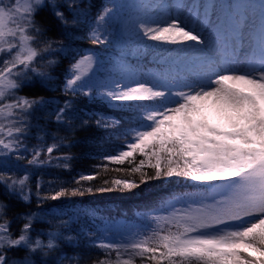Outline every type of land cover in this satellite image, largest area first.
Instances as JSON below:
<instances>
[{"label": "snow or ice", "instance_id": "obj_1", "mask_svg": "<svg viewBox=\"0 0 264 264\" xmlns=\"http://www.w3.org/2000/svg\"><path fill=\"white\" fill-rule=\"evenodd\" d=\"M94 7L92 0H0V264H264V0ZM217 7L224 11L213 19L209 9ZM46 8L60 39L37 18ZM77 28L96 48L113 49L106 75L98 52L75 46ZM151 52L170 56L147 76L129 57ZM65 57L69 66L58 73ZM47 91H60L63 101L38 95ZM80 97L104 109L82 113ZM45 112L46 122L37 119ZM53 123L57 132L94 127L115 138L96 171L75 175L70 155H53L68 140L50 131ZM125 163L111 170L126 178L90 183L109 164ZM46 166L69 179L33 184ZM174 178L193 190L153 203L136 226L81 225L75 214L40 207ZM33 194L38 211L15 210ZM39 222L48 229L37 230Z\"/></svg>", "mask_w": 264, "mask_h": 264}, {"label": "trees", "instance_id": "obj_2", "mask_svg": "<svg viewBox=\"0 0 264 264\" xmlns=\"http://www.w3.org/2000/svg\"><path fill=\"white\" fill-rule=\"evenodd\" d=\"M102 2H107V0H92V3L96 6L92 9L93 12L99 8ZM189 4L206 5V4H229L235 3L237 0H183ZM201 10L203 7H199ZM205 10V9H204ZM222 15L223 9L217 7L215 10L209 9V14ZM38 20L46 23L51 31L49 36L54 39H60L59 29L57 28L51 14L50 9H44L40 15L37 17ZM77 32L76 36V47L81 51H95L98 52L101 58L105 61L104 68L101 69L102 74H107L110 68L109 61L114 59L113 49L105 48L101 46L96 48L88 40V32L85 28L75 29ZM168 52H151L137 57H129V62L134 67H138L140 71H143L147 76L156 74L158 75L161 71L166 68L165 61L167 59H162L161 56L165 57ZM70 63V58L65 57L62 59L60 65L57 67L56 71L58 73H63L66 71ZM62 76L59 79L62 80ZM62 89V84H61ZM22 95H33L24 89L21 92ZM38 95H44L49 98H54L56 102H62L64 97L60 91H47L40 92ZM76 106L81 110L82 113L95 112L97 110H103L104 105L88 101L84 97L77 98ZM127 120V117H124ZM37 119L46 122L47 114H38ZM51 132L59 136H67L68 140L64 142L61 149L54 153V156L68 154L73 159L70 161L72 166V171L75 175H79L85 172L96 171L94 165L101 163L99 155L103 152L109 151L110 146L114 143L115 138L109 139V137L102 131L96 128H91L89 130H79L77 129L74 133L68 132L63 129L57 132V129L53 123L50 129ZM51 142V141H49ZM30 144H35V140H31ZM30 158V156L28 157ZM137 160L140 157L137 156ZM24 167H29L26 161L23 162ZM124 168L127 169L129 165L125 163L124 165H108L109 171L100 172L99 178L97 180L91 181L90 183L94 186H101L103 180L115 179V178H126L123 172L112 171L114 168ZM60 176L64 181L69 179V172L62 169H56L54 167H44L37 170V174L32 176L33 184L37 180H41L42 188L46 187V182L51 176ZM138 178V177H137ZM192 182L183 181L180 179H173L172 181H153L146 185H141L140 188L134 189L131 192H122L124 198H101L99 195L102 193H95L93 195H85L83 197H71L63 201H46L40 207L46 209L49 214L57 213L63 211L65 213L75 214L74 218H78L79 223L83 225L87 223L93 227H104V226H136L142 224L144 221L140 216V213L149 210V206L155 202H158L162 198H166L172 193H179L182 191H192ZM3 196L0 194V199ZM16 211L26 212V211H38L36 204V197L33 194L32 201L30 205H24L22 202H16ZM37 230L48 229L47 222H39L36 224Z\"/></svg>", "mask_w": 264, "mask_h": 264}, {"label": "rangeland", "instance_id": "obj_3", "mask_svg": "<svg viewBox=\"0 0 264 264\" xmlns=\"http://www.w3.org/2000/svg\"><path fill=\"white\" fill-rule=\"evenodd\" d=\"M120 2H131V0H120ZM155 2H163V3H174L175 0H155ZM189 4V3H188ZM198 13L201 14V17H203L204 10H199L198 8ZM185 17L188 16V12L184 13ZM193 18H195V13H193ZM215 19V17L213 18ZM170 54H167L165 57L161 56L162 59H168ZM101 198H124L125 195L122 194V192H111V193H102L99 195Z\"/></svg>", "mask_w": 264, "mask_h": 264}]
</instances>
